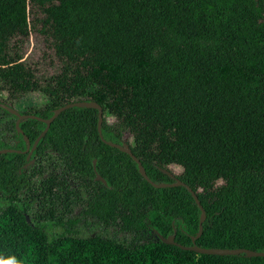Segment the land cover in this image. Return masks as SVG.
<instances>
[{"label":"trees","instance_id":"1","mask_svg":"<svg viewBox=\"0 0 264 264\" xmlns=\"http://www.w3.org/2000/svg\"><path fill=\"white\" fill-rule=\"evenodd\" d=\"M30 36L36 62L21 61ZM30 95L40 103L19 111ZM80 101L102 107L103 138L128 144L151 181L196 193L198 247L264 251V0H0V150L25 151L45 128L24 119L17 132L1 105L48 119ZM97 120L63 111L34 165L0 154V264H264L162 243L153 231L192 246L201 211L184 186L148 184ZM47 151L55 171L38 182ZM87 220L132 238L83 235Z\"/></svg>","mask_w":264,"mask_h":264},{"label":"water","instance_id":"2","mask_svg":"<svg viewBox=\"0 0 264 264\" xmlns=\"http://www.w3.org/2000/svg\"><path fill=\"white\" fill-rule=\"evenodd\" d=\"M74 107H86V108H91L97 111L98 113V120H97V133L99 136V139L101 140L102 143L112 147V148H116L118 149L120 152H123L125 154H127L132 161L137 165L138 168V172L140 174V176L148 183L150 184L153 188H166V187H170V186H184L185 188H187V190L191 193L196 205L198 206L199 210L201 211V218H200V222H199V226H198V232L196 234L195 237L192 238V246L186 247V246H182L180 244H177L174 242V236H169L167 238H164L163 236H161L158 232L153 231V233L156 235V237L164 244H168V245H175L177 247H179L182 250H187V251H193L199 254H205V255H219V256H229V255H240L243 254L245 257L247 258H262L264 257V251L262 252H254L251 250H247V249H206V248H200L195 244V241L201 236L202 234V222L205 219V211L202 208L200 201L196 195V193L186 184H184L183 182H181L178 179H175V182L173 184H156L153 181H151L147 175L146 172L144 170V167L142 166L140 160L134 156V154L132 153L130 147L128 144L123 143L122 145L119 144H115L112 142H108L106 141L101 133V126H102V119H103V111H102V107L96 103V102H85V101H80V102H74V103H69V104H65L57 109H55L52 113V115L48 118V119H43L41 117L38 116H34V115H28V114H21L19 111H17L14 108H11L9 106L6 105H1V108L6 110L10 115L15 117V128L17 130V132L22 134V130L19 128V123L24 120V119H34L37 120L39 122H42L43 124H45V128L44 130L39 134V136L35 139L33 145L31 146L29 139L24 136V141L26 143V149L25 151H18V150H14V149H8V150H0V154H5V153H12V152H17V153H23V154H27L26 156V160L28 161V163L25 165L29 166L32 164L33 160H30L31 155L33 154L34 149L36 148L38 142L40 141V139L43 137V135L47 132L48 128L50 127L51 123L65 110L70 109V108H74ZM95 165V160H93V166ZM96 180L98 181H102L105 183V181L102 179L101 176L96 175ZM27 221L28 218H27Z\"/></svg>","mask_w":264,"mask_h":264},{"label":"rangeland","instance_id":"3","mask_svg":"<svg viewBox=\"0 0 264 264\" xmlns=\"http://www.w3.org/2000/svg\"><path fill=\"white\" fill-rule=\"evenodd\" d=\"M27 58L31 59L33 62L38 61L41 59V49L40 46H38L34 40V38L32 36L29 37L27 45L25 47V51L23 54V57L21 59V61L26 60ZM43 68H49L48 65H44L42 66ZM40 103V99L38 96L36 95H30L28 96L25 100L21 101L18 105H17V109L19 111H25L30 107L36 106ZM5 121H3L2 123H7L9 121L14 120L13 117H9L6 116L5 117ZM109 121L111 122L112 119H109ZM1 128V125H0ZM3 137L7 140V142L9 144H13L14 141L11 137V134L9 133H3ZM123 140L124 141H128L129 140V135L127 133H125L123 135ZM56 157L53 153H51L50 151H47V160H45V162L43 163V174L41 177H36V181H40V180H47L52 174H54V166L52 165V161H55ZM34 165V164H32ZM173 172L175 174H179V170L178 169H173ZM83 197L81 199L80 202H83ZM78 206V204L76 205ZM80 207H74V214H76L79 211ZM81 232L83 235H90L92 233L94 234H102L104 236L107 237H114L116 239H118L119 241H128L132 238V236L128 233H123L121 231H119V229L112 225V226H104L101 224H96L94 221L92 220H87L85 221V223L80 224L79 225Z\"/></svg>","mask_w":264,"mask_h":264},{"label":"flooded vegetation","instance_id":"4","mask_svg":"<svg viewBox=\"0 0 264 264\" xmlns=\"http://www.w3.org/2000/svg\"><path fill=\"white\" fill-rule=\"evenodd\" d=\"M33 162H34V161H33ZM33 162H32V163H33Z\"/></svg>","mask_w":264,"mask_h":264}]
</instances>
